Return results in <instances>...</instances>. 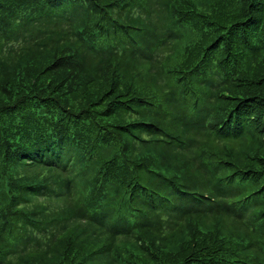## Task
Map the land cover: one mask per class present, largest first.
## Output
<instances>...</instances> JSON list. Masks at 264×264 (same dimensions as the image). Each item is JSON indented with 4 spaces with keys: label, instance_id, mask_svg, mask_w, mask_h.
I'll use <instances>...</instances> for the list:
<instances>
[{
    "label": "trees",
    "instance_id": "obj_1",
    "mask_svg": "<svg viewBox=\"0 0 264 264\" xmlns=\"http://www.w3.org/2000/svg\"><path fill=\"white\" fill-rule=\"evenodd\" d=\"M0 264H264V0H0Z\"/></svg>",
    "mask_w": 264,
    "mask_h": 264
}]
</instances>
